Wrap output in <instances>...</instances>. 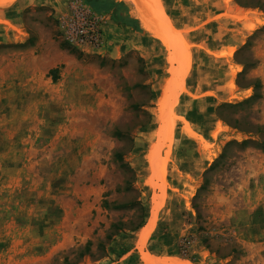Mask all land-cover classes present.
Wrapping results in <instances>:
<instances>
[{
  "label": "rangeland",
  "instance_id": "374dc122",
  "mask_svg": "<svg viewBox=\"0 0 264 264\" xmlns=\"http://www.w3.org/2000/svg\"><path fill=\"white\" fill-rule=\"evenodd\" d=\"M100 1L0 0V264H264V0Z\"/></svg>",
  "mask_w": 264,
  "mask_h": 264
},
{
  "label": "trees",
  "instance_id": "16d2710c",
  "mask_svg": "<svg viewBox=\"0 0 264 264\" xmlns=\"http://www.w3.org/2000/svg\"><path fill=\"white\" fill-rule=\"evenodd\" d=\"M87 4L98 13H111L114 21L118 24H125L127 26H133L132 22L120 12V8L125 4L113 2L100 1V0H86Z\"/></svg>",
  "mask_w": 264,
  "mask_h": 264
},
{
  "label": "bare ground",
  "instance_id": "6f19581e",
  "mask_svg": "<svg viewBox=\"0 0 264 264\" xmlns=\"http://www.w3.org/2000/svg\"><path fill=\"white\" fill-rule=\"evenodd\" d=\"M124 1H131L134 5H135V7H136V10H137V17H138V19L144 24V26L147 28V29H150V30H152V31H155V30H153L154 28H153V24L150 22V20H149V18H148V16H147V14H146V12L144 11V9L142 8V5H141V3H140V1L139 0H124ZM152 2H153V0H151ZM156 0H154V2H155ZM143 2V1H142ZM150 2V1H149ZM144 4H146V3H144ZM152 4V3H151ZM150 4V5H151ZM158 5V4H157ZM152 6V5H151ZM153 7V6H152ZM157 7H160V5L159 6H157ZM148 8V7H147ZM154 8V7H153ZM152 8V9H153ZM154 9H156V8H154ZM157 10V9H156ZM153 11H155V10H153ZM168 22V21H167ZM164 24H165V22H164ZM168 25H169V23H167ZM167 25V26H168ZM156 32V31H155ZM154 33V32H153ZM155 35L157 34L158 36H162V37H164L163 39H164V41H166V43L168 44V47L170 46H172V42H170V38L169 37H165L164 36V34H161V33H158V32H156V33H154ZM175 44V43H174ZM177 57V56H176ZM172 72V75H173V77L174 76H177L178 74H175L176 73V70L174 69V70H172L171 71ZM171 98V97H170ZM165 118V117H164ZM162 122V121H161ZM166 124V123H165ZM160 136V135H159ZM159 148H161L160 146H159ZM157 149V148H156Z\"/></svg>",
  "mask_w": 264,
  "mask_h": 264
}]
</instances>
